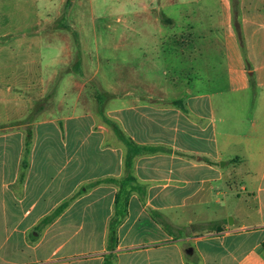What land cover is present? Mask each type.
Wrapping results in <instances>:
<instances>
[{"label": "crops", "instance_id": "1", "mask_svg": "<svg viewBox=\"0 0 264 264\" xmlns=\"http://www.w3.org/2000/svg\"><path fill=\"white\" fill-rule=\"evenodd\" d=\"M169 3L186 6L187 33L159 47V83L144 78L146 92L109 104L100 125L75 108L19 129L8 126L34 115L36 79L47 81L33 41L19 55L18 0H0V264H104L118 188L86 186L121 179L127 155L107 121L158 149L133 160L145 195L130 198L114 264H264V0Z\"/></svg>", "mask_w": 264, "mask_h": 264}, {"label": "rangeland", "instance_id": "2", "mask_svg": "<svg viewBox=\"0 0 264 264\" xmlns=\"http://www.w3.org/2000/svg\"><path fill=\"white\" fill-rule=\"evenodd\" d=\"M169 2L18 0L11 29L18 33L17 44L23 50L19 55H25L33 41L34 59L40 64L36 73L47 83L36 79L34 115L8 127L22 129L28 123L33 129L41 120L61 124L75 108L79 114H93L100 125L109 104L118 106L146 92L140 83L144 78L159 83L160 69L166 66L159 47L177 44L170 39L175 34L181 44L187 33L186 16L181 14L186 6Z\"/></svg>", "mask_w": 264, "mask_h": 264}, {"label": "trees", "instance_id": "3", "mask_svg": "<svg viewBox=\"0 0 264 264\" xmlns=\"http://www.w3.org/2000/svg\"><path fill=\"white\" fill-rule=\"evenodd\" d=\"M242 49H244L243 44L241 45ZM174 106H180L183 110H186L184 107V102L174 101L172 103ZM109 125L112 126L116 136L118 139L126 146L127 155L125 159V171L124 176L121 179H108V180H99L93 183H90L86 186L87 189H91L97 185L102 183H111L114 184L117 188V194L114 202V215L110 221L108 226V235H107V249L111 251L110 254L106 255L104 264H114L116 259V255L113 251L116 249L118 244L117 238V229L122 224L124 219L128 216V208L130 198L134 193H138L140 198L143 199V195H145V188L138 184L137 178L133 174V160L136 156L140 154H151L158 151L157 148L153 146H140L128 138L120 128L111 121H107ZM33 142V134L31 131L27 132V136L25 138V156L27 157L31 153V146ZM24 165L27 167V162H24ZM23 178V176H22ZM73 199V198H72ZM72 199L67 200L62 205H60L49 217L45 218L41 225V227H45L51 224L58 216H60L65 209L69 206ZM153 217H160L159 214H153ZM213 231H221L220 229H214V227H210Z\"/></svg>", "mask_w": 264, "mask_h": 264}, {"label": "water", "instance_id": "4", "mask_svg": "<svg viewBox=\"0 0 264 264\" xmlns=\"http://www.w3.org/2000/svg\"><path fill=\"white\" fill-rule=\"evenodd\" d=\"M231 221H232V220H231ZM187 253H188V254H192V249H188V250H187Z\"/></svg>", "mask_w": 264, "mask_h": 264}]
</instances>
